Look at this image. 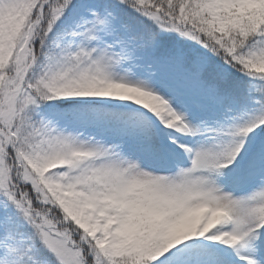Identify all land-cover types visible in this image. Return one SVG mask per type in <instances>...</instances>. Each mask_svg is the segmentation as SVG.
<instances>
[{"label": "snow or ice", "instance_id": "snow-or-ice-1", "mask_svg": "<svg viewBox=\"0 0 264 264\" xmlns=\"http://www.w3.org/2000/svg\"><path fill=\"white\" fill-rule=\"evenodd\" d=\"M0 264H264V0H0Z\"/></svg>", "mask_w": 264, "mask_h": 264}]
</instances>
